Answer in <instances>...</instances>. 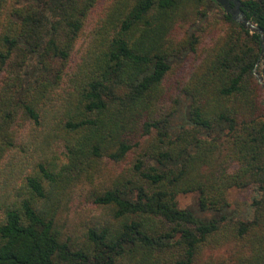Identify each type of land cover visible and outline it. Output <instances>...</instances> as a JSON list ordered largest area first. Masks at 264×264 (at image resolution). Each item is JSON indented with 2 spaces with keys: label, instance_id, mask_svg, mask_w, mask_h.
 Instances as JSON below:
<instances>
[{
  "label": "trees",
  "instance_id": "1",
  "mask_svg": "<svg viewBox=\"0 0 264 264\" xmlns=\"http://www.w3.org/2000/svg\"><path fill=\"white\" fill-rule=\"evenodd\" d=\"M100 1L0 0V264H264L259 35L214 0Z\"/></svg>",
  "mask_w": 264,
  "mask_h": 264
},
{
  "label": "rangeland",
  "instance_id": "2",
  "mask_svg": "<svg viewBox=\"0 0 264 264\" xmlns=\"http://www.w3.org/2000/svg\"><path fill=\"white\" fill-rule=\"evenodd\" d=\"M106 0H101L99 4L97 5L94 13H98L102 10ZM210 19L216 18L217 16H220L223 11L220 9H213L210 12ZM212 29V28H211ZM213 34L209 35L206 34L202 37V43L199 46V55L202 54L203 50L209 46L210 40L212 39ZM191 63L187 62V64ZM185 71L184 68H182L181 71H179L178 75H181ZM259 73L263 76L264 78V57L261 60L259 67H258ZM178 93H176L177 97ZM179 98L182 99V102L180 104V107L182 108L184 103H187L185 101V98L183 95H179ZM184 102V103H183ZM182 122V118L180 115H177L173 119V124L174 126H179L180 123ZM201 137L205 136V131H202L200 133ZM109 171L110 169H102L103 175ZM256 186H249L248 188L245 189H237V188H231L227 192V201L229 203V209H228V214L233 216V219H239V220H247L252 218L253 214V208L251 207V203L253 198L257 197V192H256ZM197 200H198V195L196 193H189V194H181L177 197V203L178 207L180 209H188L191 210L195 215L203 217V218H211L213 216L212 213L206 212V213H200L197 209ZM75 203V202H74ZM71 206V204H70ZM78 211L80 214H76L73 212V210L66 215V220L69 222L70 225L76 224L81 221H87L90 219L89 213L92 211L91 205H86L84 206L83 204L79 205L78 203ZM94 214H98V212H92Z\"/></svg>",
  "mask_w": 264,
  "mask_h": 264
},
{
  "label": "water",
  "instance_id": "3",
  "mask_svg": "<svg viewBox=\"0 0 264 264\" xmlns=\"http://www.w3.org/2000/svg\"><path fill=\"white\" fill-rule=\"evenodd\" d=\"M217 5L221 7V9L231 18L241 25L243 28L249 30L251 33H256L259 35L260 46H261V54L259 60L254 66L253 76L255 77L258 84L264 90V78L258 72V67L261 60L264 57V33L263 30L252 20L247 17L243 10V4L241 0H214Z\"/></svg>",
  "mask_w": 264,
  "mask_h": 264
}]
</instances>
